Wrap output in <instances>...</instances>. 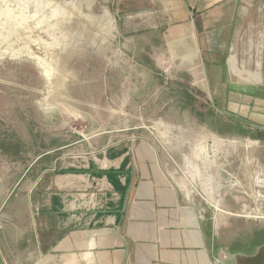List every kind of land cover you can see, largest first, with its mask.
<instances>
[{
	"label": "rangeland",
	"instance_id": "1",
	"mask_svg": "<svg viewBox=\"0 0 264 264\" xmlns=\"http://www.w3.org/2000/svg\"><path fill=\"white\" fill-rule=\"evenodd\" d=\"M130 41L94 0H0V179L31 181L60 159L148 140L170 178L224 217L223 242L264 264V130L218 112L204 77L168 50L136 63ZM251 52L245 62L264 64Z\"/></svg>",
	"mask_w": 264,
	"mask_h": 264
},
{
	"label": "crops",
	"instance_id": "2",
	"mask_svg": "<svg viewBox=\"0 0 264 264\" xmlns=\"http://www.w3.org/2000/svg\"><path fill=\"white\" fill-rule=\"evenodd\" d=\"M104 1L94 0L127 28L136 63L168 50L186 73L204 77L218 112L264 130V95L253 92L264 64L245 62L251 48L264 52L262 0ZM240 73L239 87L226 81ZM153 147L148 140L114 144L60 159L41 178L0 179V264L252 262L245 245L223 242L228 228L215 219L224 217L197 186L172 180Z\"/></svg>",
	"mask_w": 264,
	"mask_h": 264
},
{
	"label": "bare ground",
	"instance_id": "3",
	"mask_svg": "<svg viewBox=\"0 0 264 264\" xmlns=\"http://www.w3.org/2000/svg\"><path fill=\"white\" fill-rule=\"evenodd\" d=\"M254 77L258 78L259 77V74L255 75ZM250 144H252V145L254 144L255 145V142H250Z\"/></svg>",
	"mask_w": 264,
	"mask_h": 264
}]
</instances>
